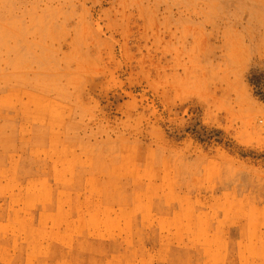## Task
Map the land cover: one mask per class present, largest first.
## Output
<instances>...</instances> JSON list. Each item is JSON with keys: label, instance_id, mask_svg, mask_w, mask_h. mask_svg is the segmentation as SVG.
I'll use <instances>...</instances> for the list:
<instances>
[{"label": "rangeland", "instance_id": "374dc122", "mask_svg": "<svg viewBox=\"0 0 264 264\" xmlns=\"http://www.w3.org/2000/svg\"><path fill=\"white\" fill-rule=\"evenodd\" d=\"M0 264H264V0H0Z\"/></svg>", "mask_w": 264, "mask_h": 264}]
</instances>
